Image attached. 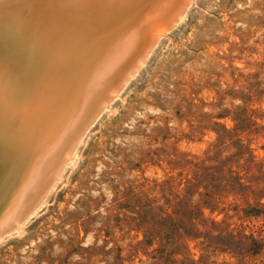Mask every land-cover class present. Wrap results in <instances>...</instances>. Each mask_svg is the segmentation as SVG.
<instances>
[{
    "label": "rangeland",
    "instance_id": "374dc122",
    "mask_svg": "<svg viewBox=\"0 0 264 264\" xmlns=\"http://www.w3.org/2000/svg\"><path fill=\"white\" fill-rule=\"evenodd\" d=\"M102 103L0 264H264V0H190Z\"/></svg>",
    "mask_w": 264,
    "mask_h": 264
},
{
    "label": "bare ground",
    "instance_id": "6f19581e",
    "mask_svg": "<svg viewBox=\"0 0 264 264\" xmlns=\"http://www.w3.org/2000/svg\"><path fill=\"white\" fill-rule=\"evenodd\" d=\"M190 0H0V241Z\"/></svg>",
    "mask_w": 264,
    "mask_h": 264
},
{
    "label": "trees",
    "instance_id": "16d2710c",
    "mask_svg": "<svg viewBox=\"0 0 264 264\" xmlns=\"http://www.w3.org/2000/svg\"><path fill=\"white\" fill-rule=\"evenodd\" d=\"M258 241H255V243H257Z\"/></svg>",
    "mask_w": 264,
    "mask_h": 264
}]
</instances>
